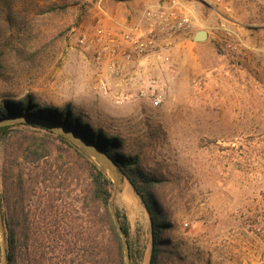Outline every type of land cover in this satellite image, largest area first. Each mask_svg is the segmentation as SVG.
<instances>
[{
	"label": "rangeland",
	"instance_id": "374dc122",
	"mask_svg": "<svg viewBox=\"0 0 264 264\" xmlns=\"http://www.w3.org/2000/svg\"><path fill=\"white\" fill-rule=\"evenodd\" d=\"M146 1H3L0 100L29 95L42 107L68 106L92 128L120 137L127 150L141 148L144 172L164 176L152 190L171 225L160 236L188 245L183 256L190 252L200 264H264V0H179L188 26L157 38L156 51L144 56L126 43L100 56L101 42L80 43L100 24L124 29ZM199 30L207 37L196 41ZM146 87L160 95L157 104L140 96ZM42 133L19 124L0 142L10 224L27 225L26 242L34 246L43 244L42 232L54 229L58 214L60 228L88 226L80 201L88 175L61 144L47 145L46 157L35 160L27 142ZM126 189L137 210L123 199ZM112 197L133 245L144 249L133 264H149L145 207L125 178L117 189L113 184ZM0 216L5 242L1 210ZM34 249H24L21 262L29 264ZM50 256L45 264L61 257L87 264L83 254Z\"/></svg>",
	"mask_w": 264,
	"mask_h": 264
},
{
	"label": "trees",
	"instance_id": "16d2710c",
	"mask_svg": "<svg viewBox=\"0 0 264 264\" xmlns=\"http://www.w3.org/2000/svg\"><path fill=\"white\" fill-rule=\"evenodd\" d=\"M3 1L6 0H0V5ZM25 115L61 122L84 138L92 141L114 161L120 178L127 179L149 215L151 230L149 264H200V258L193 256L190 252L189 256L181 254V251L185 248L181 240L174 242L171 237L160 236V232L168 230L171 225L166 221V213L163 211V207L159 205L152 190L155 189L164 176L163 174L149 175L144 172L140 166V155L144 153L141 148L134 151L127 150L125 142L120 137L110 135L102 128H92L79 117L73 115L68 106L63 109L50 106L42 107L39 104H34L29 95L20 100L11 98L0 100V120ZM19 124L43 130L42 135H30L27 142L26 149L35 160L46 157L47 145L61 144L73 153L77 164L85 170L88 175V187L80 201L85 205L88 226L83 229L75 227L72 230L64 229V227L60 228L59 222L62 220V216L58 214L54 220V229L43 230L42 236L45 239L43 244L37 246L28 244L26 241L30 239V228L27 225L11 226L10 224V215L6 211L8 196L6 187H3L0 190V210L4 221L7 264H25V261L21 262L23 258L25 260L24 249L28 251L34 248L33 251L37 255L32 260L30 257L26 258L29 264H45L44 262L50 259V254L57 255L56 257L59 259V255L62 256L70 252L79 256L83 254L87 264H125L121 237L114 224L110 206L113 182L104 168L92 159L84 148L78 146L66 136L38 124L16 122L15 124L1 125L0 142L2 140L8 142V138L12 135V127ZM114 212L127 240L129 263L133 264L142 260L144 249L136 248L133 245L130 239V224L126 215L116 207ZM18 216H20V212ZM26 219L28 217L25 214L21 220L25 221ZM67 235L69 237H66ZM49 241L57 242L59 245L45 244ZM185 249H188V245ZM54 264H67V262L61 257ZM206 264H209V262Z\"/></svg>",
	"mask_w": 264,
	"mask_h": 264
},
{
	"label": "built area",
	"instance_id": "2783aa9c",
	"mask_svg": "<svg viewBox=\"0 0 264 264\" xmlns=\"http://www.w3.org/2000/svg\"><path fill=\"white\" fill-rule=\"evenodd\" d=\"M132 18L130 25L116 31L100 24L94 37L84 36L80 43L90 47L94 41L101 42L99 56L109 53L113 44L119 47L126 43L133 53L144 56L156 51L157 38L184 30L190 21L187 9L179 0H148ZM140 96L151 99L154 104L160 101V95L150 87L142 89Z\"/></svg>",
	"mask_w": 264,
	"mask_h": 264
},
{
	"label": "water",
	"instance_id": "95a60500",
	"mask_svg": "<svg viewBox=\"0 0 264 264\" xmlns=\"http://www.w3.org/2000/svg\"><path fill=\"white\" fill-rule=\"evenodd\" d=\"M206 37H207V33L204 30H199L194 35V39L196 41L204 40ZM18 121L39 124L41 126L49 128L50 130L56 133L66 136L67 138L72 140L74 143H76L78 146L84 148L86 152L91 156V158L94 159L99 165H101L104 168L107 175L112 180L115 189H117L118 186L120 185V175H119V172L117 170V167L114 161L105 152H103L99 147H97L92 141L84 138L81 134L63 125L61 122L51 120L48 118H41L38 116L33 117V116L25 115V116L7 117V118L0 120V126L4 124H9L12 122H18ZM112 200H113V197L110 200V206H111L112 216L114 219V224L121 237L125 264H129V249H128L127 240L124 236V233L115 215L114 209L112 207ZM0 234H1L0 245L2 249V264H7L4 234L2 232L1 216H0Z\"/></svg>",
	"mask_w": 264,
	"mask_h": 264
},
{
	"label": "bare ground",
	"instance_id": "6f19581e",
	"mask_svg": "<svg viewBox=\"0 0 264 264\" xmlns=\"http://www.w3.org/2000/svg\"><path fill=\"white\" fill-rule=\"evenodd\" d=\"M122 197L125 200V202L127 201V204H129L130 206H132L134 209L137 210V206H136L135 202L133 203L132 197H131L130 192H129L128 189L124 190V192L122 194Z\"/></svg>",
	"mask_w": 264,
	"mask_h": 264
},
{
	"label": "crops",
	"instance_id": "0c3cea01",
	"mask_svg": "<svg viewBox=\"0 0 264 264\" xmlns=\"http://www.w3.org/2000/svg\"><path fill=\"white\" fill-rule=\"evenodd\" d=\"M117 22V21H116ZM132 23V18L128 21V23L126 25H130ZM125 25V26H126Z\"/></svg>",
	"mask_w": 264,
	"mask_h": 264
}]
</instances>
